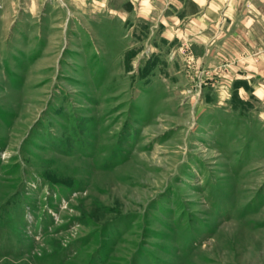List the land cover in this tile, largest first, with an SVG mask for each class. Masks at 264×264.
Returning a JSON list of instances; mask_svg holds the SVG:
<instances>
[{
  "label": "rangeland",
  "instance_id": "1",
  "mask_svg": "<svg viewBox=\"0 0 264 264\" xmlns=\"http://www.w3.org/2000/svg\"><path fill=\"white\" fill-rule=\"evenodd\" d=\"M122 17L0 0V264H264V104Z\"/></svg>",
  "mask_w": 264,
  "mask_h": 264
},
{
  "label": "crops",
  "instance_id": "2",
  "mask_svg": "<svg viewBox=\"0 0 264 264\" xmlns=\"http://www.w3.org/2000/svg\"><path fill=\"white\" fill-rule=\"evenodd\" d=\"M110 7L124 23L151 26L147 39L159 41L151 50L179 51L186 43L211 85L218 80L264 104V0H110Z\"/></svg>",
  "mask_w": 264,
  "mask_h": 264
}]
</instances>
